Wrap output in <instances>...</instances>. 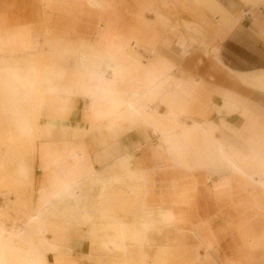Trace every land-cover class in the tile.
Wrapping results in <instances>:
<instances>
[{
    "label": "bare ground",
    "instance_id": "6f19581e",
    "mask_svg": "<svg viewBox=\"0 0 264 264\" xmlns=\"http://www.w3.org/2000/svg\"><path fill=\"white\" fill-rule=\"evenodd\" d=\"M10 1L12 5L24 4L23 0ZM84 1L91 9L99 7L96 0ZM55 19L65 28L52 35L46 27L33 22L27 23L26 35L20 38L0 32V197L4 205L10 204L11 194L19 196L27 183L28 167L19 165L12 174L10 165L22 152H32L37 140L47 141L53 136L85 140L99 134L93 148L99 149L100 162L96 157L94 162L102 167L90 171L82 181L87 191L94 184L114 181L130 186L137 195L148 194L172 175L175 167L193 172L192 166L187 165L190 162L187 154L177 155L176 151L184 141L190 140L201 123L181 116L173 119L174 128L168 134L158 131L149 115L167 116L149 105L153 91L144 86V76L136 79V72L130 68L134 48L126 40L115 38L101 39L99 44H94L75 30L77 19L64 15ZM132 42L148 45L150 41L135 37ZM140 65L136 69L138 73ZM65 101L69 110L63 113L61 107ZM79 101L101 105L98 115L108 120V124H98L95 121L98 115L71 121V110ZM119 129L124 130L123 136L119 135ZM152 136H158L155 150L149 147ZM126 141L131 142L130 149ZM218 149L221 151L220 146ZM102 150H111L117 155L111 157L113 153H102ZM155 160H161L160 172L153 165ZM237 167L233 170L238 171ZM82 182L76 180L72 185L62 186L48 202L50 210L34 211L27 220L26 235L12 238L0 233V264H52L51 254L59 263L77 264L73 257L75 250H79V258L89 264H146L149 260L147 246L154 243L164 229L171 226L179 232L181 243L186 237L191 238V231L182 232L176 220L180 210L161 202L142 200V204L137 203L142 206L143 217L138 225L130 228L106 213L97 216L93 211H83L79 214L73 193ZM199 207L194 196L190 218L198 220ZM125 236L128 243L123 239ZM255 244L253 241V247L260 246Z\"/></svg>",
    "mask_w": 264,
    "mask_h": 264
},
{
    "label": "crops",
    "instance_id": "0c3cea01",
    "mask_svg": "<svg viewBox=\"0 0 264 264\" xmlns=\"http://www.w3.org/2000/svg\"><path fill=\"white\" fill-rule=\"evenodd\" d=\"M96 1L95 14L77 17L75 30L92 43L95 33L94 44L126 40L139 59L130 68L144 65L149 105L164 120L186 116L203 126L177 151L193 168L181 189L200 204L194 230L210 234L222 263L219 242L246 253L244 261L264 262V0ZM135 37L150 42L134 45Z\"/></svg>",
    "mask_w": 264,
    "mask_h": 264
},
{
    "label": "rangeland",
    "instance_id": "374dc122",
    "mask_svg": "<svg viewBox=\"0 0 264 264\" xmlns=\"http://www.w3.org/2000/svg\"><path fill=\"white\" fill-rule=\"evenodd\" d=\"M23 3L12 5L10 0L0 1V32L2 35L20 38L26 35L24 30L27 23L30 24V22L35 23L37 26L46 27L52 35L54 31L65 28L63 23L55 19L59 15H64L65 13V15L77 19L79 16L90 15L92 17L95 14L93 9L76 0H68L66 2L57 0H23ZM42 9L46 12L45 14ZM50 12H56L57 14L49 16L48 13ZM85 26L88 28V25ZM94 35L95 33H92L91 40L97 43L93 39ZM132 57V63L139 61L135 53H133ZM140 66L143 67L144 65ZM135 70L132 69L137 74V76L135 75L136 79L144 76V74H141L142 72L138 73ZM75 106L71 110L72 115L69 118L74 122L101 114L102 106L98 103L79 101ZM68 110V102L65 101L61 107V112H68ZM149 117L158 131L164 134H168L174 128V120L169 118L164 120L160 117L161 120L159 117L152 115H149ZM95 121L100 125L108 124V120L99 115ZM119 130V135L123 136L124 130ZM153 137L158 138V136H152L149 147L155 150L159 141L156 143L157 141ZM99 138V134L90 135L85 140L79 137L62 138L53 136L47 141L37 140L32 152L19 154L10 165L9 171L15 174L19 165H26L28 167V174L25 177L27 183L22 186L19 196L17 194L9 196L10 204L4 205L3 199L0 197V233L5 237L12 238H18L23 234L26 235L29 216L36 210H50L48 202L62 186L72 185L76 180L82 182L87 178L90 171L99 170L101 165H97L94 162L96 158L98 163L100 162L99 149L93 148ZM152 138L153 143L156 144L152 143ZM125 144L130 149L131 142L126 141ZM103 152L113 153L111 157L117 155L111 150H102ZM176 153L178 152L176 151ZM187 156L189 157L188 153ZM160 161L155 160L153 163L157 172H160L158 168ZM192 174L193 172L190 170L175 167L174 173L163 179L155 190L148 194L139 193L138 195V192L131 190L130 186L119 185L114 181H107L108 183L100 181V184H94L88 191L83 187L84 183L82 182L79 183L77 191L73 193V199L78 206L79 214L83 211H93L97 216L106 213L126 228L132 227L133 224L138 225L143 217L142 206H139L143 203L142 200L154 203L161 202L180 210L176 220L181 225L182 232L191 231V238L190 236L186 237L181 243L178 237L179 232L174 231L171 226L164 229L162 235L156 237L155 242L147 246L149 260L146 264H264V262L244 261L242 258L244 256L247 258L248 256L246 253H240L241 251L237 252L238 249L234 248L232 243H229V246L225 244V246L219 242L218 247L223 253L225 263H222L217 255L211 253L208 246L211 240L210 234H207L206 239L198 236L194 228L198 229L200 225L197 222L196 224L193 223L197 220L189 216L194 203V195L192 196V193L187 194L186 189L182 192L181 189V181ZM100 178H102L101 175ZM137 203L141 204L138 205ZM109 234L111 235L112 233ZM123 239L125 243H128L126 236ZM195 239L199 240L196 241ZM206 246L208 249L204 248ZM77 253L79 254V250L73 252V257L76 259L77 264H89L86 259L79 258ZM50 257L52 264H63L59 263V260L55 261L56 258L52 257V254Z\"/></svg>",
    "mask_w": 264,
    "mask_h": 264
}]
</instances>
